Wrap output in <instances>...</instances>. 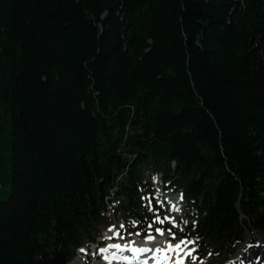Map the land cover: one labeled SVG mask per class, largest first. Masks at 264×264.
<instances>
[{
  "label": "trees",
  "instance_id": "trees-1",
  "mask_svg": "<svg viewBox=\"0 0 264 264\" xmlns=\"http://www.w3.org/2000/svg\"><path fill=\"white\" fill-rule=\"evenodd\" d=\"M155 173L197 260L264 234V0H0V264L167 229Z\"/></svg>",
  "mask_w": 264,
  "mask_h": 264
},
{
  "label": "bare ground",
  "instance_id": "bare-ground-1",
  "mask_svg": "<svg viewBox=\"0 0 264 264\" xmlns=\"http://www.w3.org/2000/svg\"><path fill=\"white\" fill-rule=\"evenodd\" d=\"M170 199V203H173L171 205L174 209L173 211H177V209H179L181 205L180 200L176 199V197H170ZM116 234L118 233L116 232ZM148 237H134L133 239L128 241L118 240L114 242L113 245H119V247H112L113 252L111 251L108 255L112 257L118 256L119 261H115L114 258L111 257L112 260H106V263L104 264H128L127 260H133L137 258L139 252L141 256L150 255L154 258L169 259V261H171L173 264H179V262L181 261H183V264L187 263V248L189 245L186 242L183 241L184 243L181 244L180 249H175V245L177 243H180L181 240H171L166 233L151 236L153 237V239H148ZM255 237L257 239V245L255 247L248 248L246 246V242L249 240V237H247L248 239L245 244H242L237 250L238 254H240L239 257L236 253L237 260L233 261V259L230 264H264V237L260 235L259 237H257V235ZM139 249H148V251L143 252L139 251ZM81 256L82 254H77L73 259L74 261H72L73 264H83L84 261ZM254 257H258V260L256 262L252 261Z\"/></svg>",
  "mask_w": 264,
  "mask_h": 264
},
{
  "label": "rangeland",
  "instance_id": "rangeland-1",
  "mask_svg": "<svg viewBox=\"0 0 264 264\" xmlns=\"http://www.w3.org/2000/svg\"><path fill=\"white\" fill-rule=\"evenodd\" d=\"M154 176H156L158 178L157 181L153 182L154 187L156 189L155 194L157 196V200H160L162 205H163V206H160L162 213H160L159 216H157L158 218L156 217V221H157V223H159L161 221L169 223V226H168L169 228L166 230L160 229L161 232L156 231L155 233H151V234L147 233V235H141L138 231H132L131 228L130 229L128 228V232L124 233L122 231V228H123L122 224H120V225H117L118 235L115 236V239H116L115 241H117V240L128 241V240L133 239L134 237L145 238L146 236H156V235H160L161 233H163V234L166 233L171 240H181V241L186 242L189 245L187 248V251H188V254L190 253L191 255H188V257L186 259V261H187L186 264H230V262L233 259H234L233 261L237 260V255H236V253L238 254L237 250L242 244H245V242L248 239L247 237H249V240L246 242V246L248 248L249 247L252 248V247H255L257 245V239L255 237L256 235H257V237H259V235L264 237V234H261L258 232L248 233L249 236L245 237V240L236 246L235 252L231 255V257L229 259H225L224 256H222V255L217 256V255L208 254V256H206L204 259L197 260L196 255L194 254V251L198 248L197 243H196V239L195 238H189L185 235L186 232H185L184 228H185V225L188 223V219L186 216V214H187L186 205L183 202L182 197L180 198V196L177 195L179 197V199L181 200V206L179 207L177 212H170L169 211L170 208H168V205L173 204V203H170V201H171L170 197H172V195L176 196V194L173 191L168 192V193H164L163 188H162V182L159 179V175H153L152 176L153 179H154ZM165 198L168 199L167 202L164 201ZM145 204L149 207L151 205V202L148 201L147 197L145 199ZM165 217H167L168 219L165 220ZM103 230H105V229H103ZM178 242H180V241H178ZM102 243H104V241H102ZM76 255H77V253L75 254V256ZM235 255H236V257H235ZM239 255L240 254H238V257H239ZM74 257H73V259H74ZM81 257H83V261H84L83 264H100L99 263L100 260L93 259L92 257H90L88 255L87 256L85 255V257L83 255ZM254 258L252 259V261L256 262L258 260V257H254ZM73 259L70 261V264H73V262H72V261H74Z\"/></svg>",
  "mask_w": 264,
  "mask_h": 264
},
{
  "label": "snow or ice",
  "instance_id": "snow-or-ice-1",
  "mask_svg": "<svg viewBox=\"0 0 264 264\" xmlns=\"http://www.w3.org/2000/svg\"><path fill=\"white\" fill-rule=\"evenodd\" d=\"M166 219H168V218L165 217V220H166ZM162 222H163V221H161V223H162ZM156 231H157V232H161L160 229H156ZM161 234H163V233H161ZM148 239H153V237L149 236ZM182 243H184V242L181 241L180 243H177V244L175 245V249H180V246H181ZM112 247H117V248H118L119 245H112ZM170 247H171V245H170ZM102 251H107V249H102ZM139 251H148V249H139ZM188 255H191V254L189 253ZM179 264H183V261L179 262Z\"/></svg>",
  "mask_w": 264,
  "mask_h": 264
},
{
  "label": "water",
  "instance_id": "water-1",
  "mask_svg": "<svg viewBox=\"0 0 264 264\" xmlns=\"http://www.w3.org/2000/svg\"><path fill=\"white\" fill-rule=\"evenodd\" d=\"M252 233H254V232H252ZM248 236V232H246V235H245V237H247Z\"/></svg>",
  "mask_w": 264,
  "mask_h": 264
},
{
  "label": "built area",
  "instance_id": "built-area-1",
  "mask_svg": "<svg viewBox=\"0 0 264 264\" xmlns=\"http://www.w3.org/2000/svg\"><path fill=\"white\" fill-rule=\"evenodd\" d=\"M110 214V211H107V215H109Z\"/></svg>",
  "mask_w": 264,
  "mask_h": 264
}]
</instances>
